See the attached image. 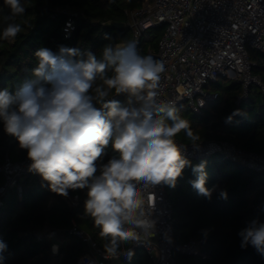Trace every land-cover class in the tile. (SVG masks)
<instances>
[{"label":"clouds","instance_id":"clouds-1","mask_svg":"<svg viewBox=\"0 0 264 264\" xmlns=\"http://www.w3.org/2000/svg\"><path fill=\"white\" fill-rule=\"evenodd\" d=\"M3 3L10 11L2 16L0 40H15L24 30L16 18L26 8L22 0ZM104 39L99 54L64 45L56 52L39 48L30 78L0 90V122L26 150L28 170L51 192L67 197L69 190H87L84 215L99 229L106 257L131 260L134 252L121 253L122 246L155 235L156 186L175 188L186 167L196 176L189 183L198 195L211 199L215 186H206L207 162L192 166L187 144L177 141L184 133L198 149L201 135L159 100L163 60L141 55L134 40L114 42L107 33ZM121 94L123 102L113 98ZM109 146L116 155L104 162ZM219 196L227 199L226 190ZM238 236L241 248L252 246L264 256V222L248 221ZM7 247L0 239V264Z\"/></svg>","mask_w":264,"mask_h":264},{"label":"trees","instance_id":"trees-1","mask_svg":"<svg viewBox=\"0 0 264 264\" xmlns=\"http://www.w3.org/2000/svg\"><path fill=\"white\" fill-rule=\"evenodd\" d=\"M25 14L16 18L23 31L15 40H0V90H14L24 79L30 78L31 70L37 65L34 53L41 47L58 51L60 45L79 48L82 52L99 54L108 42L107 33L114 42L133 40L128 27L126 12L141 8L145 0H22ZM68 10L69 13H64ZM9 9L0 0V34L2 16ZM69 20L75 30L65 38L63 27ZM164 28L146 31L137 44L141 55L158 59L159 42ZM249 58L252 74L264 82V53L251 50ZM218 98L209 102L202 115H195L187 105L177 108L178 113L189 119L194 131L202 141H227L237 148L264 155V92L257 86L248 89V98L238 103L243 88L238 83L220 80L210 87ZM123 102L125 95L113 97ZM236 110L230 123L225 119ZM178 140L190 143L179 134ZM116 155L111 146L107 149L104 162ZM6 159L20 162L27 159L26 150L8 136L0 122V166ZM195 166L206 161L208 188L215 190L211 199L198 195L189 181L196 179L192 167L183 170L175 188L166 185V193L172 204L174 218V241L183 245L190 239L199 242L201 255H186L175 251L179 264H264L261 256L252 247L241 248L238 232L248 221L259 219L264 222V173L248 169L244 164L222 155L203 160H191ZM5 177L0 172V187ZM23 192L20 196L16 187L7 188L0 196V239L8 245L3 253V264H78V258L87 252L81 239L69 233L76 224L88 232L102 247L99 229L91 218L84 215L87 190H69L72 197L78 196L77 205H71L60 195L51 192L40 175L30 172L19 180ZM226 190L227 199L219 196ZM45 229L49 231L43 232ZM37 232H43L38 236ZM59 243V251L53 254L52 246ZM124 264H152L143 249H138L131 260Z\"/></svg>","mask_w":264,"mask_h":264},{"label":"built area","instance_id":"built-area-1","mask_svg":"<svg viewBox=\"0 0 264 264\" xmlns=\"http://www.w3.org/2000/svg\"><path fill=\"white\" fill-rule=\"evenodd\" d=\"M64 13L69 11L65 10ZM126 14L136 44L146 31L164 28L157 55L166 68L160 82L159 97L164 105L176 109L187 105L195 115H202L206 105L218 98L210 87L220 80L242 86L243 96L238 103L248 98L251 86H257L264 92V82L252 74L253 64L249 58L251 50L264 53V0H145L141 8ZM74 30V21H67L63 27L64 37L69 38ZM177 141L187 144L184 153L186 159L203 160L222 155L244 164L250 170L264 173V155L242 150L227 141H201L198 149H194L190 143ZM29 164L28 159L20 162L6 159L0 166V172L5 177L0 196L9 187H16L18 194L22 195L19 180L30 174ZM153 191L157 198L152 214L157 221L155 235L149 239L142 238V242L123 245L121 253L129 248L134 254L138 249H143L152 264H179L174 256L175 251L201 255L205 259L199 242L194 239L176 245L173 208L166 185H158ZM61 197L71 205H77L79 200L78 196L69 194ZM2 204L0 198V206ZM43 232H37V235L42 236ZM69 233L87 246V252L78 258V264H124L129 260L126 254L116 258L106 257L104 249L76 224ZM54 245L57 246L56 251H53ZM54 245L52 252L57 254L59 243Z\"/></svg>","mask_w":264,"mask_h":264}]
</instances>
